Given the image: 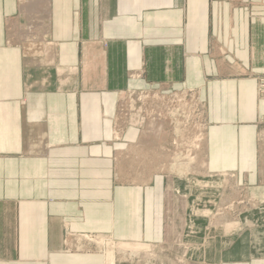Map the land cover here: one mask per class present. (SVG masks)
I'll use <instances>...</instances> for the list:
<instances>
[{
  "label": "crops",
  "instance_id": "obj_1",
  "mask_svg": "<svg viewBox=\"0 0 264 264\" xmlns=\"http://www.w3.org/2000/svg\"><path fill=\"white\" fill-rule=\"evenodd\" d=\"M260 79L264 6L254 0H0V264H123L68 250L66 231L168 240L154 169L164 138L113 136L127 89L198 88L206 171L263 190ZM236 249L212 247L205 264H264V253Z\"/></svg>",
  "mask_w": 264,
  "mask_h": 264
},
{
  "label": "rangeland",
  "instance_id": "obj_2",
  "mask_svg": "<svg viewBox=\"0 0 264 264\" xmlns=\"http://www.w3.org/2000/svg\"><path fill=\"white\" fill-rule=\"evenodd\" d=\"M254 2L264 6V0ZM130 90L158 91L152 88ZM263 91L260 79L258 93L262 95ZM158 92L163 96L157 111L141 114L136 110L141 101L136 100L132 126L123 125L115 135L113 118L112 132L119 140L128 128L136 129L138 134L154 129V133L164 138L158 147L154 169L165 188L168 240L157 246L123 244L66 231L64 246L76 252L97 249L105 255L111 253L114 261L123 264H205L212 247L218 250L229 247L230 255L234 256L238 252L236 248H245L250 255L264 253V189L242 183L231 173L212 175L206 171L203 156L206 106L199 89ZM180 163L186 167L184 172H179ZM133 177L146 181L151 176Z\"/></svg>",
  "mask_w": 264,
  "mask_h": 264
},
{
  "label": "built area",
  "instance_id": "obj_3",
  "mask_svg": "<svg viewBox=\"0 0 264 264\" xmlns=\"http://www.w3.org/2000/svg\"><path fill=\"white\" fill-rule=\"evenodd\" d=\"M190 92V91H188ZM190 94H193V91H191ZM118 103H117V109H116V114L114 117V127L113 131L114 134H118L122 126L125 124H128L132 126V121L135 116L132 114L134 111L138 110L141 114L146 115L147 112L150 111H157V108L159 106V102H161L162 99V94L159 93L158 91H152V90H141L139 92L135 90H124L119 92L118 94ZM150 97H152L150 100H148ZM136 100H140V106L136 107ZM148 101V102H147ZM149 101H155V104L149 103ZM136 107V110L135 108ZM191 107V105H189ZM144 108V110H142Z\"/></svg>",
  "mask_w": 264,
  "mask_h": 264
},
{
  "label": "bare ground",
  "instance_id": "obj_4",
  "mask_svg": "<svg viewBox=\"0 0 264 264\" xmlns=\"http://www.w3.org/2000/svg\"><path fill=\"white\" fill-rule=\"evenodd\" d=\"M193 91V90H192ZM178 166V168L180 169L179 170V172H184L185 171V169L184 168H186L182 163H180L179 165H177Z\"/></svg>",
  "mask_w": 264,
  "mask_h": 264
}]
</instances>
